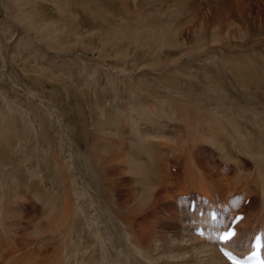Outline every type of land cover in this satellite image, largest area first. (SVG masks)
Returning a JSON list of instances; mask_svg holds the SVG:
<instances>
[{
  "label": "bare ground",
  "instance_id": "obj_1",
  "mask_svg": "<svg viewBox=\"0 0 264 264\" xmlns=\"http://www.w3.org/2000/svg\"><path fill=\"white\" fill-rule=\"evenodd\" d=\"M4 1L14 30L33 32L25 74L48 83L41 96L52 106L65 100L56 116L42 101L51 114L21 109L17 95L1 97L0 264H228L209 239L186 229L171 194L252 195L256 209L240 221L243 234L264 221V33L241 26L240 42L239 26L212 0H203L204 14L195 0H50L56 12L44 0ZM65 1L103 29L95 48L77 43L82 17ZM230 5L243 13L241 0ZM96 48L111 61L94 58L76 70L68 56ZM65 111L74 116L71 134L62 132ZM204 144L230 160V173L202 155ZM20 192L26 202L14 207ZM28 199L37 203L32 212L22 208ZM154 206L176 224L168 241L145 239L152 233L139 217Z\"/></svg>",
  "mask_w": 264,
  "mask_h": 264
},
{
  "label": "rangeland",
  "instance_id": "obj_2",
  "mask_svg": "<svg viewBox=\"0 0 264 264\" xmlns=\"http://www.w3.org/2000/svg\"><path fill=\"white\" fill-rule=\"evenodd\" d=\"M2 1V2H1ZM4 0H0V105H2L4 103H1L2 102V98H4L5 96H12V95H17L19 99H22L20 101V104L18 105V107L20 106L21 109H29L28 107H32L34 106L35 108L37 107L39 110H45V111H48L50 114L51 112L47 109L48 107H45L43 103H46V105L50 104V100H48L46 97H42L41 95L43 93H47V86H48V83L45 84V82L43 81H40V82H36L34 81V78H31V76H28L25 74V68L24 67L25 65H27V62L28 59H29V55H27L28 53H30V50L31 48L30 45H29V42L32 40V36H30L31 34L33 35V32L29 31L30 32V35H27L25 33H23L25 36H22L24 38V40L22 41V37H21V31L18 30H14L15 29V25L11 22V19L9 18V13L7 15L6 13V10H5V4L3 3ZM129 1V0H127ZM216 1L215 3L221 7L225 12L226 14L233 20L232 22L235 23V25L239 26V38H240V42H243L246 38V35L244 33V31L241 29V26L242 27H245V29L249 30V28L251 29L250 31L253 32V33H259V34H263L264 33V0H241L244 4V10H243V13H241L240 15H237L234 11L231 10V8H233V6L230 5L231 1L232 0H212V2ZM5 2V1H4ZM43 2V6L46 7L50 12H56V9L54 8L53 6V2H51L50 0H44L42 1ZM131 2V1H130ZM129 2V5L132 6V2L130 3ZM195 2L197 3L199 10L204 14L207 11H209L208 7L207 9H205V5H204V2L203 0H195ZM52 6L49 5V4ZM4 4V5H3ZM65 4H66V7L69 8V10H73V11H77L76 13L78 15H80L82 18H84V20L82 18H80L79 16H76L82 23V25H79L76 20V24L78 25L79 27V32H80V37H79V41H77V43H88L90 45V47H96L98 44H99V37L98 39L96 40V36H98V32L103 30L102 28H100L98 26V22L96 19H93L91 17H88L86 16L85 14L79 12V10L76 8L75 4L71 1H65ZM49 6V7H48ZM54 8V9H53ZM7 9V7H6ZM53 9V10H52ZM7 11L10 12L9 8L7 9ZM254 11V13H253ZM247 14H246V13ZM257 13V14H256ZM256 15V16H255ZM10 17H13L12 14ZM234 17V18H233ZM238 17V18H237ZM260 17V18H258ZM250 18V19H249ZM255 18V19H254ZM253 21V22H252ZM263 21V22H262ZM250 22V23H249ZM252 23V24H251ZM14 27V28H13ZM256 27V28H255ZM18 32V34L16 33ZM22 34V35H23ZM6 36V37H5ZM14 36V37H13ZM12 37V38H11ZM22 38V39H21ZM91 39V40H89ZM2 40V41H1ZM15 42H18V46L17 47H13L16 43ZM36 42H38V40H36ZM35 42V43H36ZM16 46V45H15ZM13 48V49H12ZM28 48V49H27ZM46 48V46H45ZM10 49V50H9ZM12 49V51H11ZM27 50V52L25 51ZM97 48L93 51V52H85V54L83 53H76V54H71L69 55L68 57L69 58H72L77 64L75 67V69L77 70L78 67H83L84 64H88L89 61L91 62L92 59L93 61L91 63H94L96 60L94 58H97L98 60H106L107 62L111 61L110 59H106V58H103V57H99L98 56V53H97ZM80 51V50H78ZM9 53V54H8ZM96 53V54H95ZM78 54V57L77 56H74V55H77ZM81 54V55H79ZM84 56H83V55ZM91 55V56H90ZM83 57V58H82ZM85 57V58H84ZM14 58L17 59V62L19 63L17 66L16 63H15V60ZM89 60V61H88ZM80 61V62H79ZM87 61V62H86ZM25 62V63H24ZM83 62V63H82ZM108 62V63H109ZM25 64V65H24ZM90 64V63H89ZM10 65V66H9ZM13 65V66H12ZM24 65V66H23ZM19 66V67H18ZM22 68H21V67ZM15 67V68H14ZM11 68V69H10ZM18 69V70H17ZM74 69V70H75ZM47 70H50V71H53L51 69V67H47ZM73 70V71H74ZM72 71V72H73ZM14 72V73H13ZM18 72V73H17ZM74 74L76 73L75 71L73 72ZM14 74V75H13ZM96 78L97 76H93L92 80L95 81V85L96 86H102L104 83L102 80H99V81H96ZM147 78H150V77H147ZM6 79V80H5ZM10 79V80H9ZM33 79V80H31ZM2 82H4L2 84ZM19 83V84H16ZM35 82V83H34ZM12 83V84H11ZM33 83L35 85H33ZM43 83V84H42ZM7 84V85H6ZM14 84V85H13ZM19 85V87L23 90L21 91V89L17 86L16 88V85ZM23 84V86H22ZM37 84V85H36ZM73 86L75 87H79V85L76 83V82H72ZM3 85V86H2ZM6 85V86H5ZM12 85V87H11ZM47 85V86H46ZM6 88H5V87ZM8 86V87H7ZM35 86H38L37 88ZM13 87H15L13 89ZM25 88V89H24ZM91 87L89 86V90ZM5 89V90H4ZM17 89V90H16ZM87 88H84L83 90L85 91ZM15 90V91H14ZM29 90V92H28ZM88 90V89H87ZM14 91V92H13ZM20 91V93H19ZM108 91V89H107ZM4 92V94H3ZM9 92V94H8ZM12 92V93H11ZM19 95H18V93ZM25 95V93L27 94L26 96H23L22 93ZM25 92V93H24ZM35 92V93H34ZM45 93V94H46ZM11 94V95H10ZM21 94V95H20ZM30 94H33L31 96H33V98L35 97L36 99V103L35 104H28L29 102V99H31V96H29ZM35 94V95H34ZM38 94V95H37ZM92 94L94 96L95 94V91L92 89ZM28 96V97H27ZM38 96V97H37ZM41 96V97H40ZM2 97V98H1ZM30 97V98H29ZM29 98V99H28ZM26 99V100H25ZM89 100L91 99V96H87L86 97V100ZM38 100L39 103H38ZM46 102H45V101ZM65 100V97L63 99V97H61V104L64 102ZM43 102L40 104V102ZM48 101V102H47ZM50 101V102H49ZM24 106L23 105V103ZM26 102V103H25ZM71 102V101H70ZM110 102L111 100L106 104L107 107L110 105ZM38 103V104H37ZM52 104H54L53 102H51ZM59 104L58 102L55 101V106H52L50 104V106H52V109H53V112L55 113V115L57 116V111L55 109L56 105H61ZM38 105V106H37ZM43 105V106H42ZM47 105V106H48ZM106 105H99V106H106ZM112 105H115V104H112ZM28 106V107H27ZM90 106V104H87L85 105V108H88ZM32 107V108H34ZM41 107V108H39ZM43 107V109H42ZM58 111L60 112V110L58 109ZM28 114L30 115L29 116V119L30 117L32 116V113L31 111H27ZM31 113V114H30ZM48 115V114H47ZM59 116L62 118V115L59 114ZM74 116H72V113L70 114L68 111H65L63 113V129H62V132L63 133H69L71 134V129H68L71 127V122L73 123L74 122V119H73ZM67 118L69 120H67ZM32 120V118L30 119ZM56 120V119H55ZM33 121V120H32ZM67 122V123H66ZM70 125L69 127L67 125ZM67 126V127H66ZM70 130V131H68ZM67 130V131H66ZM69 142V141H68ZM71 142V141H70ZM69 142V143H70ZM205 146L209 147L208 145L204 144ZM211 148V147H209ZM212 149V148H211ZM214 150V149H212ZM36 152H39L41 154V150L38 149ZM72 152H74V148L72 149ZM42 155V154H41ZM216 155V154H214ZM71 158H70V157ZM62 158L67 160L68 162H71L69 160H73L72 156L70 153H65L64 155L62 154ZM86 168H84V165H83V171L84 172H87V169L84 170ZM113 199V198H112ZM158 205L160 206V204L158 203ZM22 206V205H20ZM159 206H154V207H150V209H148L147 213H145L146 211H143L144 213H141L139 219L142 220L145 224V226H149V229L151 231V236L150 237H145V239H151V240H154V239H157L158 238V235H159V238H161L163 241L164 239H166L168 241V236L170 239H172L173 237L170 235V232L173 233V231L171 230H174L175 227H176V224H173V222H170V220L167 218V215L165 214L164 212V207L162 206L159 207ZM22 208L25 209V212H32V209H35L37 208V203H36V200L34 199H28V202L26 203V207H25V204H24V207L22 206ZM166 208V207H165ZM159 209V210H158ZM110 210L111 212H116L117 211V208L115 206V204L113 203L112 206L110 207ZM156 210V211H155ZM154 213V214H153ZM144 214V215H143ZM153 214V215H152ZM166 215V216H165ZM94 217L95 215H91L88 217V221L89 223H91V225H94L93 222H95L94 220ZM93 218V219H92ZM91 220V221H90ZM169 222V223H168ZM26 224L27 222H23V224ZM108 223V222H107ZM150 223V225H149ZM24 224V225H25ZM243 225H247V223H245L243 221ZM248 225H252V224H248ZM172 226V228H170ZM152 227V228H151ZM154 227V228H153ZM163 227V228H162ZM107 228V227H106ZM139 229V228H138ZM156 229V230H155ZM109 230V229H108ZM110 231V230H109ZM153 231L157 234H154L153 235ZM170 231V232H169ZM162 232V233H161ZM166 232V233H165ZM107 233V232H106ZM167 233H169V235H167ZM165 234V235H164ZM156 236V237H153V236ZM163 238H162V236ZM167 235V236H166ZM165 236V237H164ZM103 236L101 234H98L96 235V238L99 239V238H102ZM167 237V238H166ZM158 238V239H159ZM107 239H112V236H107ZM125 239H129L128 236L125 238ZM114 242L116 243V238H114ZM120 257V256H119ZM163 260H166V259H163ZM163 260H159V261H162ZM157 262L155 264H161L160 262Z\"/></svg>",
  "mask_w": 264,
  "mask_h": 264
},
{
  "label": "snow or ice",
  "instance_id": "obj_3",
  "mask_svg": "<svg viewBox=\"0 0 264 264\" xmlns=\"http://www.w3.org/2000/svg\"><path fill=\"white\" fill-rule=\"evenodd\" d=\"M237 219H243V217H238ZM232 235H234V233H232V232L225 233V235L222 236L221 239L227 240Z\"/></svg>",
  "mask_w": 264,
  "mask_h": 264
}]
</instances>
